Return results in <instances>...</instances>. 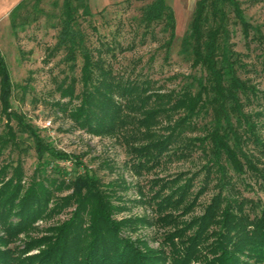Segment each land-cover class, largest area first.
<instances>
[{
    "label": "trees",
    "instance_id": "16d2710c",
    "mask_svg": "<svg viewBox=\"0 0 264 264\" xmlns=\"http://www.w3.org/2000/svg\"><path fill=\"white\" fill-rule=\"evenodd\" d=\"M30 2L21 0L9 14L14 36L43 12L41 0ZM78 2L75 5L73 0H62L52 49L62 50L63 59L70 62L71 68L77 54L81 55L82 89L81 94H76L80 101L73 106L67 103L71 99L57 104L63 110L69 109L78 125L93 134L114 133L124 127L129 119L126 108L135 111L132 119L136 125L144 126L155 125L161 112L183 111L175 122L166 124L167 132L148 129L146 139L129 146L132 167L137 172L159 164L169 150L183 156L189 154L191 147H199L214 160L224 158L239 172L251 170L258 174L259 187L264 191L263 168L242 146L250 137L259 141L253 134L252 114L244 109L257 97L259 89L241 74L244 62L231 41L232 25L240 27L245 39L251 30H256L251 39L262 46L263 64L264 36L249 22L240 1L195 0L180 43L191 67L200 74L168 91L151 89L148 79H117L110 69H105L86 45L77 19L79 9L83 15L91 14L88 0ZM139 24L143 27L142 42L147 34L157 40L153 27L159 26L158 31L165 37L160 47L168 57L176 19L167 0L144 4ZM12 86L10 70L0 51V116L5 118L4 134L15 138L11 123L14 120L20 131L33 136L39 158L36 176L27 184L19 169L8 175L0 168V264H264V202L259 205L250 198L228 197L219 190L201 214L188 220L178 219L177 211L192 209L205 187L203 182L194 191V177L182 173L152 180L147 192L139 188L137 198L158 213L157 221L171 223L172 229L162 234L157 246H151L143 237H132L127 231L135 232L149 224L148 216L117 217L128 206L97 174L85 169L67 176L69 172L59 166L53 168L57 174L47 173L45 151L55 158L72 159L76 166L81 162L75 154L46 146L22 114L12 109ZM61 93L73 96L74 87L66 86ZM201 111L211 115L212 126L202 136L183 137L185 127ZM64 189L71 191L56 194ZM113 197L121 202H114ZM71 205L65 218L37 235L29 234L36 228L37 219L51 217ZM20 233L27 235L21 247L14 244Z\"/></svg>",
    "mask_w": 264,
    "mask_h": 264
},
{
    "label": "rangeland",
    "instance_id": "374dc122",
    "mask_svg": "<svg viewBox=\"0 0 264 264\" xmlns=\"http://www.w3.org/2000/svg\"><path fill=\"white\" fill-rule=\"evenodd\" d=\"M21 0H0V51L8 65L12 80L11 106L21 113L23 120L32 126L46 146L55 150L75 154L80 160L76 166L72 159H60L43 153L47 160L46 170L51 175L57 174L53 169L59 166L72 175L76 170L97 174L114 194L123 197L122 202L128 208L117 213L125 215L145 214L150 223L137 231L127 233L132 237L145 238L151 246L158 245L162 234L172 229L171 223L157 221L158 213L147 203L137 201L139 188L147 192L152 180L168 178L178 173L194 177L192 189L196 191L203 182L205 187L196 197L192 209H180L175 214L178 219L188 220L199 215L212 196L221 190L228 197L250 198L258 204L264 202V191L259 187L260 177L251 170L239 172L227 164L224 158L212 159L211 154L199 147H191L189 154L176 156L171 152L161 156L159 164L137 172L132 167V152L129 146L146 139L148 129L167 132L166 124L175 122L183 111L161 112L155 125L144 126L133 121L135 111L126 108L129 119L124 127L114 133L93 134L80 127L69 115V109H62L57 102H67L70 106L77 104L81 94L82 57L77 54L73 68L63 59L62 50L54 51L58 31L57 21L62 0H41L37 20L30 22L17 36L12 34L10 12ZM28 1V0H27ZM151 0H88L91 11L83 15L79 9L77 19L82 29L86 45L93 51L94 58L99 57L105 69H110L115 78L125 80L127 77L148 79L151 89L168 91L179 88L191 81L192 75H199V70L191 67L188 55L181 51V37L187 29L195 7V0H167L175 13V38L168 57L160 47L165 37L159 26L153 27L158 39L145 36L142 42L143 27L139 24L141 7ZM246 17L255 29L264 36V0H239ZM31 0L30 3H32ZM79 4L78 0H73ZM30 8V4L28 6ZM232 38L235 49L242 54L244 66L241 70L259 89L244 109L252 114L254 120V137L259 141L248 139L242 143L247 155L255 160L264 172V64L262 46L258 40L251 39L256 30L245 39L240 27L232 25ZM75 78V82L72 81ZM73 86V96L61 95L62 88ZM154 104V102H151ZM190 126L185 127L184 136H202L212 126L209 113L199 112L191 119ZM15 138L6 137L5 118L0 116V168L8 175L15 169L22 173V181L29 183L38 171V151L34 146L33 136L28 131H20L12 120ZM242 128V127H241ZM42 158V159H43ZM214 161L217 163L214 164ZM207 174V175H206ZM71 189L56 192L63 195ZM136 199V200H135ZM114 202H121L113 197ZM247 204V203H246ZM73 206H67L61 212L48 218L36 220V228L29 234L37 235L45 227L65 218ZM245 208L246 207L245 205ZM174 212V211H172ZM176 212V211H175ZM27 237L20 233L14 244L23 245ZM11 246L13 243H10Z\"/></svg>",
    "mask_w": 264,
    "mask_h": 264
}]
</instances>
